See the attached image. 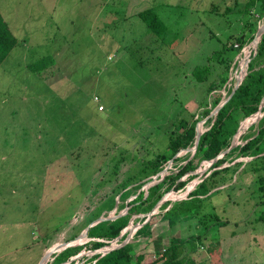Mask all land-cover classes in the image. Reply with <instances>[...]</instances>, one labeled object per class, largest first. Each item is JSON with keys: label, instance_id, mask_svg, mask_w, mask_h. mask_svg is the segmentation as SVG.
I'll use <instances>...</instances> for the list:
<instances>
[{"label": "rangeland", "instance_id": "rangeland-1", "mask_svg": "<svg viewBox=\"0 0 264 264\" xmlns=\"http://www.w3.org/2000/svg\"><path fill=\"white\" fill-rule=\"evenodd\" d=\"M247 1L0 0L1 16L17 40L0 64V264H37L47 248L65 242L82 225L83 211L107 190L105 180L114 177L111 159H120L115 176H122L137 161L163 151L175 123L198 117L205 106L212 110L217 94L228 96L253 51L250 42L208 98L191 71L250 25L254 16L244 11ZM148 8L164 32L149 30L138 16ZM263 22L261 17L258 26ZM46 55L54 63L42 75L31 72L28 65ZM211 117L200 118L201 130ZM192 147L161 172L175 171ZM252 159L216 167L232 164L215 176L224 184L210 192L192 222L202 228L199 222L191 228L196 234L212 226L194 256L205 264L207 246L217 241L229 245L230 256L250 260L246 264H264V195ZM209 167L201 162L192 181L198 183ZM188 183L169 192L180 193ZM141 190L146 183L136 194ZM117 205L105 214H115ZM160 214L154 211L150 221L159 222ZM174 232L170 228V235ZM142 239L133 257L153 251L148 238ZM166 245L167 236L159 246ZM151 255L146 262L153 261Z\"/></svg>", "mask_w": 264, "mask_h": 264}, {"label": "trees", "instance_id": "trees-1", "mask_svg": "<svg viewBox=\"0 0 264 264\" xmlns=\"http://www.w3.org/2000/svg\"><path fill=\"white\" fill-rule=\"evenodd\" d=\"M226 10H229V7H226ZM244 11L254 16L250 25L235 35L234 40L230 43L229 41L222 42L220 49L212 53L207 64L203 67H194L191 71L192 79L203 83L205 86L204 91L207 98L210 93L223 86L231 62L243 46L253 39L258 20L264 17V0H248ZM137 14L146 23L149 30L155 33L164 32L165 26L152 9L148 8ZM234 42L237 43L236 46ZM16 43L15 36L11 33L0 13V64ZM249 58L246 74L241 83L219 108L217 114L209 118V125L201 133L194 154L190 157V153L182 158V163L178 165L175 171H170L159 182L149 186L146 191L141 190L136 194L137 190L151 179V176L158 174L176 153L193 146L196 124L200 118L206 117L211 111L206 106L200 111L198 117L179 120L174 124V128L168 132V142L163 151L156 153L151 158L137 161L135 167L121 172L122 176H115L120 169V159H111L109 173L110 176L114 177H108L105 180L109 184L107 190L103 192L95 206H89L83 211L87 215L85 217L83 215L84 219L81 218L82 225L78 224L76 231L69 235L65 242L74 239L86 225L96 220L101 214L104 213L103 215L106 216L105 212L109 213L114 208L116 200H120L122 204V201L129 195H136L127 204L119 205V203L117 205L118 211L115 214L127 206L126 213L113 220H103L93 225L87 230L88 240L86 243L55 250L46 264H143V253H138L135 257L132 253L135 247L143 241L142 238H151L152 222L150 218L154 212L147 220L146 214L165 196L170 200L162 202L155 211L161 212L160 219L166 221L169 226L197 218L201 212V204L210 197L211 190L224 184L213 179L221 170L229 168L232 164L221 168L216 167L230 162L231 159L253 158L250 162L254 164L253 170L257 173L259 191L264 195V105L261 108V117L245 129L254 119L252 115L258 111L259 105L264 99V33ZM53 63V56L46 55L30 63L28 68L34 74L42 75L47 70L48 65ZM211 74H214L212 79L210 78ZM231 88L227 95L230 94ZM221 99V95L217 94L212 99L210 107L213 108ZM240 122H242L241 130L243 132L238 136L237 144L216 159L209 167L210 172L194 185L195 181L192 179L197 176L198 172L195 170L198 165L203 161L207 162L216 158L230 146ZM64 158L65 156L61 157V160ZM180 158L176 157L173 160L177 161ZM184 175H187L186 178L181 179ZM97 182L99 186L100 181ZM187 183L186 190L180 193L169 192L182 189ZM97 188H93V190L96 191ZM185 194L187 195L186 198L181 199ZM138 214L143 217L138 216L131 221L132 228L135 226L133 223H138L139 226L133 232L130 240L124 245L104 253V248L101 247L116 238L127 226L130 219ZM145 220L146 222H144ZM127 232L118 238L119 240L115 244H119ZM204 234H206V230L201 229L200 233L191 235L186 239L172 237L164 248L159 246L160 243L156 239L154 246L155 249H158L156 250L157 256L147 264H199L191 257V253L195 252L198 244H202L201 240ZM86 245L89 246V250H87ZM93 250H97V252L92 254Z\"/></svg>", "mask_w": 264, "mask_h": 264}, {"label": "water", "instance_id": "water-1", "mask_svg": "<svg viewBox=\"0 0 264 264\" xmlns=\"http://www.w3.org/2000/svg\"><path fill=\"white\" fill-rule=\"evenodd\" d=\"M264 33V22L260 25V26H257V29H256V31H255V34H254V37H253V39L250 41V44L252 45V48L254 49V51H255V49H256V47H257V44H258V41H259V39H260V37H261V35ZM250 61V58L248 57L247 58V61H246V68H245V70L242 72L243 74H242V76L241 77H236V81H235V85H234V87H233V89L231 90V92H230V94L227 96V97H225L224 99H221L220 100V102L211 110V112L204 118V121L207 119V117H209V116H213V115H216L217 114V112H218V110H219V108L230 98V96L234 93V91L236 90V88L238 87V85L241 83V81H242V79H243V77L245 76V74H246V69H247V65H248V62ZM264 105V99L262 100V102L260 103V105H259V108H258V111L256 112V113H254L253 115H252V117H254V119L245 127V129H247L248 128V126L251 124V123H253L254 121H256V120H258L259 119V117H261V108H262V106ZM243 122V121H242ZM242 122H240V124H239V126H238V128H237V131H236V134L233 136V138H232V141H231V144H230V146L225 150V151H223L219 156H217L216 158H214V159H212V160H210V161H207L210 165L216 160V159H218L219 157H221L224 153H226V152H228L232 147H234L236 144H237V138H238V136L243 132L242 130H241V127H242ZM205 129H203V130H201V128H200V124H199V122L196 124V126H195V132H196V134H195V140H194V144H193V147L191 148V155H190V157L194 154V152H195V149H196V146H197V143H198V141H199V137H200V135H201V133L204 131ZM244 130V129H243ZM190 148H186V149H184L185 151H188ZM183 151V150H182ZM181 151H179L178 153H176L173 157H172V159H170L169 161L170 162H172L173 161V159L180 153ZM250 158H252V157H250ZM249 158V159H250ZM157 175H159V178L158 179H150V180H148L147 182H145L146 183V189L149 187V186H151V185H153V184H155V183H157V182H159L164 176H165V172L163 171V172H159L158 174H156V176ZM153 177H155V175L154 176H151L150 178H153ZM144 183V184H145ZM196 184V183H195ZM194 184V185H195ZM186 194H187V192H186ZM186 194H185V196L183 197V198H181V199H185L186 198ZM165 200H170V199H167L165 196H163L157 203H156V205L146 214V220L152 215V213L155 211V209H157V207L162 203V202H164ZM177 200H180V199H177ZM174 201V200H173ZM116 205H117V200H116V203H115V205H114V208L116 207ZM114 208L112 209V210H114ZM127 209H128V207L126 206V207H124L121 211H119L117 214H108V215H106V216H104L103 214H101L96 220H94V221H92V222H90L88 225H86L82 230H81V232L74 238V239H72L71 241H68V242H63V245L61 246V248L60 249H63V248H66V247H69V246H75V245H79V244H82L83 242H85V241H83V242H81V243H76L75 242V240L76 239H80V238H82V237H86V239L88 240V238H87V236H86V233H87V230L90 228V227H92L93 225H95V224H97L98 222H100V221H103V220H113V219H115V218H117V217H119V216H121V215H123V214H125L126 213V211H127ZM138 216H142V215H140V214H138ZM135 216H133L131 219H130V221L128 222V224H127V226L119 233V235L116 237V238H114L113 240H116V239H118L124 232L126 233L127 231V235H126V237L119 243V244H115V245H111L108 249H103L104 250V253H106L107 251H109V250H112V249H114V248H116V247H118V246H122V245H124L125 243H127L129 240H130V238L132 237V234H133V232L136 230V228H132L131 227V225H130V223H131V221L133 220V218H134ZM146 220L144 221V222H146ZM86 240V241H87ZM113 240H111V241H113ZM72 241H73V243H72ZM110 241V242H111ZM109 242V243H110ZM104 247V246H103ZM102 248V247H101ZM53 252H55V251H51L49 248H47V250L44 252V254L42 255V257L40 258V260H39V262L37 263V264H46V262L48 261V259H49V257L53 254ZM97 252V250H93V252H92V254L93 253H96Z\"/></svg>", "mask_w": 264, "mask_h": 264}, {"label": "crops", "instance_id": "crops-1", "mask_svg": "<svg viewBox=\"0 0 264 264\" xmlns=\"http://www.w3.org/2000/svg\"><path fill=\"white\" fill-rule=\"evenodd\" d=\"M219 187H216L214 189H217ZM214 189L211 190V192H213ZM193 220H194V218L193 219H190V220H187V221H181V222H178L177 224H175L174 226H169L166 223V221H162V220H160L159 222L152 223L151 238H148L147 244H148V242H151L153 244L152 245L153 246V249H152L153 251L150 250L151 252L148 251L147 252L148 254L145 253L144 260H143V264H147L149 262V261L146 262V259H147V256L149 257V255H151L150 253H152L151 256H153V257H156L157 256L156 250H158V249H155L154 241L156 239H159L160 236L161 237L163 236L162 239L160 240V243L162 242V240L164 239V237L167 236V244H168L170 238H172V237H178V238L186 239L187 237H189L191 235H194V232H192V229H191L192 228V224L194 226L195 225L198 226V222L199 221L197 222L195 220V222H197V223H192ZM185 223L189 226V229H186V225H184ZM223 223L224 222L221 221L217 225L219 226V225H222ZM176 226H177V229H176ZM199 226H200V228H202L201 227L202 226V223L201 222H199ZM170 228H173L175 230V232L173 233V235H170ZM210 228L207 229V232L206 233H208L211 230ZM187 230H189V231L187 232ZM210 243L211 244L209 246H207V248H206V251L207 252H205L206 253V256H207V261H206L207 264H243V263L246 264V263H248L250 261V260L244 259L242 257H239L237 254L230 256V251H229L230 247H229V245L227 243H223L222 245L220 244L219 241H217V242H210ZM140 246L141 245L139 244L137 248H139ZM166 246H164V247H166ZM197 248H196L195 252L191 253V257L194 258V260L197 263H199V264H205L204 259L203 260H199V259H197V258L194 257L195 254H196V252H197ZM135 249H136V247H135ZM138 253H143V252L140 251ZM39 258H40V256H39Z\"/></svg>", "mask_w": 264, "mask_h": 264}, {"label": "bare ground", "instance_id": "bare-ground-1", "mask_svg": "<svg viewBox=\"0 0 264 264\" xmlns=\"http://www.w3.org/2000/svg\"><path fill=\"white\" fill-rule=\"evenodd\" d=\"M249 47H246L244 50H247ZM247 57H248V54L246 55V59H247ZM245 66H246V63L244 64ZM242 69V68H241ZM243 72V69H242V71L240 72V74H239V77L240 76H242V73ZM191 185H193V184H191ZM84 239L85 238H80V239H76L75 240V242L76 243H81V242H83L84 241ZM73 243V242H72ZM63 245V243H60V244H58V245H55V246H52V247H50L49 249L51 250V251H55V250H57V249H60L61 248V246Z\"/></svg>", "mask_w": 264, "mask_h": 264}, {"label": "built area", "instance_id": "built-area-1", "mask_svg": "<svg viewBox=\"0 0 264 264\" xmlns=\"http://www.w3.org/2000/svg\"><path fill=\"white\" fill-rule=\"evenodd\" d=\"M235 46H236V44H235ZM250 46V45H249ZM252 46V45H251ZM246 48V47H245ZM244 49V47L241 49V50H243ZM253 49V48H252ZM253 51H254V49H253ZM254 53V52H253ZM251 54V53H250ZM250 54H249V56H250ZM239 77V76H238ZM241 77V76H240ZM94 101H98V97H94ZM98 108L101 110V109H103V106L102 105H99L98 106ZM75 264H77V263H75Z\"/></svg>", "mask_w": 264, "mask_h": 264}]
</instances>
